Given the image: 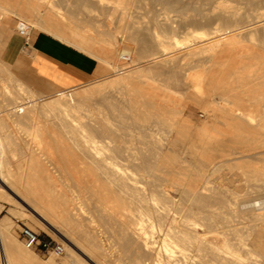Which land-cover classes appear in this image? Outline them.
Returning <instances> with one entry per match:
<instances>
[{"label":"bare ground","instance_id":"1","mask_svg":"<svg viewBox=\"0 0 264 264\" xmlns=\"http://www.w3.org/2000/svg\"><path fill=\"white\" fill-rule=\"evenodd\" d=\"M1 1L2 0H0V20L2 19V22H0V80H3L4 76L10 78L13 89H11L12 91L9 92L3 93V90L2 93L0 92L2 95L1 97L4 96L3 100L0 99V198L12 201L10 196H12L11 193H13L18 200H16V198L13 199H15V201H17L22 207V212H18L21 217H27L31 219L45 231H52L61 235L66 241H68L65 244L67 246V251L72 254V256L76 257V250H79L85 254L93 264H116L109 259V250L106 247L107 245L105 246L103 244L102 240L98 236V233L95 231L96 229L90 226V223L93 222L101 223L100 230L103 228L102 232L106 233V235H112L115 238L114 243L121 250L120 256H125V258H128L130 264H214L213 262L216 264V261L217 263L219 262V264H223L225 263L224 258L216 257L211 252L212 247L210 248L211 245L208 237L213 232L212 227L215 226H213L214 222L219 223V221H230L229 219L233 215L234 211H236V208L233 206L235 205L239 210L238 212H240L236 217H239L242 213L250 217L252 222L260 220L262 226H255L253 229H251V235H253L252 237H249L250 235L248 237L244 236L246 235L245 233L247 232V229L243 231L241 230V227L239 228L237 226V228H234L236 236H234V234L232 235L235 238L231 239V235L229 237V233L227 231V236H224L225 241L231 243L243 254L244 264L262 263L264 260V173L262 172L260 173L261 175L259 174L262 177L259 176L257 178L258 184L253 183V189L248 192L245 197L238 199L236 204V202H232L233 197L230 198V194L229 196L228 194L226 195L224 181L228 178L221 177L224 179V181H220V175L216 176L214 174L215 172H213V170H217L218 166H220V162L207 161L201 158V156L193 155V153L205 152L215 144H231V146L232 144L236 145L237 142L234 140L235 133H240L242 136V141H240V143H260L264 145V108L259 104L263 110L260 109L259 106L261 116L256 114L257 116H260V118L258 117V121L257 119L255 121L256 116H254V110H252L253 103L256 105V103L260 100L264 101V92L262 93L261 91L262 94L260 93V96L258 95L257 97L256 90L252 86L258 83H264V78H262V76H260L257 72L256 73L258 75L256 76L255 71L253 72L255 77L252 76L253 73L251 75L247 74L251 71H246L247 73L245 72L244 75V71L242 72L240 71L241 69L236 68L229 72V53L227 55L231 45L237 44L239 40L245 37L254 39L255 43L257 41L258 44L263 46L264 0H150V3L152 4H150L151 10H154L153 7H155V4H157L158 6L160 5L161 9L164 11H176L178 13L184 11H193L196 15L194 18H190L192 19L191 21L193 23H197V25L199 23V26L204 25L203 29H205V26H212L211 31H209V27H206V29H209V32L206 33L208 38L202 39V42L205 43L206 48L208 47L212 50L211 52L213 53L214 60L211 63L212 65L210 70L214 78L209 79L212 81L217 77H220L218 79L219 82L213 90L219 93V99L224 102H222L224 105L216 99L213 101L219 104V107L217 108L219 111L225 112L223 117L226 122H232L231 124H228V126L235 133H230L229 135L228 132L220 130L216 126L213 127V130H209L206 126H198L199 129L197 132H195L198 136V141L193 138H185L186 140L173 139L171 141H161L153 138V135L144 131L145 128L140 127L139 124L134 125V127L139 129L138 136L141 134L143 137H140L139 139H137L138 137H136V139H133L135 137L130 139V137L127 140L122 138L123 135H126L125 133H122L123 135L119 133L121 136H117L119 135L117 132V138H114L115 129L113 127H109L110 125L102 126L101 124V126H99L97 122H92V120L91 122H86L84 120L86 117L88 119L90 118L88 117L89 113H91V110L94 108L93 107L90 110L89 107L91 104L94 106V103L97 102H99L101 105L102 101H108L109 103H113V101H110L111 99L109 100L107 94L106 96L105 94L102 95V100L100 99L99 95H97L96 97H98L100 100H95L93 97L96 92V85L93 87L91 85V87L89 85H74L71 87H66V79L64 76H62L60 79H56V82L61 83L63 86L52 83L50 80L52 83L51 86L53 87L52 89L55 88L54 93L46 95L44 100L37 101V99L40 98H35L37 93H35V91L32 89L24 88L25 82H23L24 76L22 74L23 63L20 58L16 61L15 65H12L11 68L9 67L10 65L1 58H14L16 55L15 50L9 48L11 44L9 38H6L11 33L8 31L11 27V24L13 23V20L11 17H6L4 19V15L7 12V6ZM133 1L140 2L141 0ZM34 2V9L27 7V10L21 9V11L23 10L26 16H30L32 13H35L39 17L38 25L45 26L52 30L54 29L58 32L64 31L61 40L65 42H72L75 40L74 42L76 43L77 41V43H79V45H81L83 48L91 47V39L85 34V29L81 28L83 27L80 26L81 23L79 24L77 22L79 20L82 21L86 19L89 21L91 16L89 14L91 12L90 9L95 10L97 8L96 6L102 7V10L104 8L108 11H118L120 8L124 9V6L126 5L125 0H113L112 4L108 3L110 0H74V6L71 5L74 7V13H72L74 14L72 17L73 19L68 23H66L67 21L65 23L58 21L60 24L58 26L56 25L57 28L55 29L54 23L56 22L53 23L52 12L55 8L60 6V3L63 2V0H58V2L53 0H34ZM128 2L130 3V1L127 0V3ZM29 4L27 3L28 6ZM64 7L66 8V6ZM142 7H144V5ZM156 9L157 8L155 7V10ZM79 14L84 16L83 19H78ZM153 15L151 17H153ZM69 18L70 17H68V19ZM159 18L157 19L160 20ZM163 21V23L159 22L160 24H158V26L162 24L167 28L168 31H171L172 33L176 31V25L174 26L168 20V16L167 18H164ZM152 22H154V20H152ZM152 22H150V24ZM185 23L188 24V22ZM190 23L191 22H189V25ZM201 23L203 25H200ZM186 24L184 25L186 26ZM197 25L195 27H197ZM178 26L179 25H177V27ZM180 28L181 27L179 26L177 29L181 30L182 32V29ZM139 32L141 34V29ZM146 35L147 33L142 36L140 35L141 38H139V42L141 41V47L137 48L135 46V48L137 50L140 49L138 50V56H146L148 58L147 62L152 63L151 65H153L152 67H148L154 71L152 76L147 77L150 80L149 83H146L151 87L149 89H152L156 95H159V93L163 92L164 94H162L163 96L165 95V97H167V94L165 93L166 90L170 88V85H175V87L173 86L175 89L179 87V89L181 88L180 90L182 91L183 87L181 85L185 83V74L181 71L182 68L179 69L177 67V62L175 63V59H178L179 57L176 58L174 55H170L171 49L169 51L170 53L168 52V49L171 48V43L169 42V44L167 43L168 41L165 42L161 40L160 35L157 34H154L155 37L154 39L152 38L153 40L150 42V39L148 38L149 34L147 36ZM136 40L138 41V38ZM150 43L152 44L153 51L150 49ZM193 45L196 46V44ZM205 45L203 46L205 47ZM256 47L258 46L256 45ZM95 48L98 47H94L93 50H95ZM107 48L105 50L106 52L104 57L101 59L106 64L108 69H112V72H115L119 76L114 78V81L117 82L119 80L123 86L125 85V93L128 96V98H126L128 99L127 101L129 103V105L127 104L126 107L129 108V106L134 102L131 97L133 93H142L143 96H146V94L149 93V90L144 91L138 86H131L132 88H130L128 85L132 84L131 81L136 78L133 74L139 69H131L132 67L129 68L126 65L123 66V63L118 62V60L130 59L132 57L131 49L129 50V48L124 47L126 53L119 54V59L117 60V52L110 50V46H107ZM149 51H152V55L151 52L149 56L145 55ZM203 51L205 52V50ZM249 51L247 52V55L249 54ZM127 53L130 54V56H127ZM190 53L192 52L190 51ZM252 53L254 54L253 49L251 50L249 56H251ZM185 54L186 53H184V55ZM230 54L232 55V53ZM261 54L263 55V53ZM137 55L134 54L133 56ZM243 55L244 54L242 53V56ZM254 55L257 56V53ZM258 56L260 55L258 54ZM212 57L211 60L213 59ZM240 63L238 66H245L244 64ZM244 68L247 69V66ZM142 69L144 70L146 68ZM227 72H229V80L226 81L225 74ZM138 75L139 76L137 77L140 79L142 75ZM101 77H103V75ZM204 78L208 79L207 76ZM145 80L146 79L144 78V81ZM204 80L201 83L197 82V85L195 84L196 86L194 85L197 90L205 91V85H207V83H205ZM244 80H246L247 83ZM28 81L30 82V80ZM135 81H137V78ZM186 81L188 82V80ZM234 81L236 83H238L237 81H241V83L245 82L246 84L239 83L236 86H232ZM34 82L35 79L32 81V83ZM2 83L4 84V82ZM139 83L135 85H138ZM186 84L187 83H185L184 90L189 88ZM209 90L207 91L209 92ZM211 90L210 92L213 91ZM97 93L98 92H96V94ZM171 93L172 92L169 94ZM209 93L207 95H209ZM23 94L27 96V99L29 98L27 102H23L21 100L23 99ZM109 96H111V94ZM245 97L247 98L245 99ZM193 98V101L198 99V101L195 102L200 104V98L195 99V96ZM193 98L191 97V99ZM163 100L167 101L168 99ZM121 102L122 101H120V103ZM142 103L149 106L154 104V102L151 100H145ZM176 103L178 102L176 101ZM167 104L170 103L167 102ZM97 105L99 106V104ZM174 105L176 106L175 103ZM184 105L185 103L183 101V107ZM118 106L119 105H117V107ZM170 106L173 105H167L164 109H150L154 116H159L160 121L163 119L164 122L161 123L160 127L158 125V127L164 130L173 129L176 125L181 127L182 122L180 119H178V121L181 123L178 122V124L170 122L172 118L169 119L167 116L164 117L162 114H160L163 111L164 113L173 114L175 117L176 115H182L183 121H188L185 116V109L180 107V102L176 108ZM178 106L180 108H178ZM124 107L125 106H123V108ZM257 111L258 110L256 109V112ZM121 112H118L119 117H122ZM213 112H215V110H213ZM97 113L94 112L95 115ZM118 116H114V119ZM125 117L127 118L126 115ZM214 117L217 118L216 115ZM98 118L100 119L99 116ZM174 121L177 122L175 119ZM218 121L220 120L218 119ZM40 123L49 124V126L54 125L60 128L58 134L64 135L70 139V152L74 155V159L77 161V164H79V169L87 172L91 176L90 178H92V180L89 179L91 184L90 187H88L90 189L87 188L86 190L84 187V193L90 192L91 195H95L96 198L94 199L93 197L94 202L88 206L89 209L86 213L81 209L80 204H85L90 196H85L81 190L82 188L79 189L80 187L78 186V188L76 186L80 182L79 179H76L75 176L71 177L74 178L70 180L74 185L71 183L72 185L70 187L59 186V178H61L63 175L62 169L66 164H62V166L64 165L62 168L60 166L59 160L66 152L63 153L65 150L63 149L62 151V149H60V141L58 138H52V143L51 140L50 142L48 141V136H44L47 134L51 139L50 136H53L57 130L55 132L48 130V132L46 131L47 133L45 132L44 134L40 129ZM154 123H151L150 126L154 125ZM11 124L26 126V137L22 135L20 136L18 133L15 134L12 132L13 130L10 131L12 133L7 134L4 137L3 134H6V132L2 133V130H5V128ZM126 128L128 129L129 127L127 126ZM9 129H11V127ZM133 129L129 131L133 132ZM16 131H18V129ZM136 131L138 130L136 129ZM222 135L226 136L224 142H218L216 140L217 136ZM6 136L10 139L7 140ZM118 137H121L122 140H120V138L118 140ZM33 144H36L37 148H35ZM15 150H20L22 154L25 155V159H23L27 164V167H25L24 171L21 172V175H19V180L13 179L17 174L13 171L15 173L14 175L9 170L8 166L10 164L9 155ZM38 153L40 154L39 157H35ZM66 156L65 159L67 160ZM65 159L64 161H66ZM32 160L33 162H31ZM231 165L233 164L228 163L226 164V167ZM82 176H84V174ZM253 177L256 178L257 176ZM84 178L81 179L84 180ZM84 181L86 183V180ZM218 181L220 183H217ZM260 181L261 183H259ZM2 184L5 185V188L2 186ZM32 186L34 188H32ZM93 186H96V188L98 186V188L94 189ZM99 188L104 191L102 197H98V195H101L100 192V194H98ZM87 205H89L88 202ZM1 210L2 207L0 205V212ZM231 225H229V227ZM214 229L217 233V229ZM222 230L224 231L225 229ZM225 232L226 231H224V234ZM230 234L232 233L230 232ZM0 243L5 255H3L5 257V264H30V262H40L38 261V257L30 251L31 249L27 248L25 245L23 246L20 241H18L13 230V226L10 225L9 219L6 216L0 218ZM83 249H86V251L89 250L91 257L89 254L87 255L85 253L86 251L84 252ZM97 257L100 258V260L95 262L94 259ZM65 258H58L53 255L49 258V262L51 264H70V262H68L69 260H66ZM196 258H199L201 262ZM76 260L79 263H84V260L79 257H76ZM229 261L230 260L227 262ZM234 264L239 263L235 262Z\"/></svg>","mask_w":264,"mask_h":264},{"label":"rangeland","instance_id":"2","mask_svg":"<svg viewBox=\"0 0 264 264\" xmlns=\"http://www.w3.org/2000/svg\"><path fill=\"white\" fill-rule=\"evenodd\" d=\"M21 1H23V2H21ZM27 1L26 0H17V1H15V0H2L1 1V2L4 3V5L7 6V12L4 15V19L6 17H11L12 20H13V23L11 24V27H10V29L8 31L9 33L11 32L12 34L8 33L10 35V37L8 35L6 38H9L10 43H11L9 48L10 49H14L15 53H16L14 58H4V57H1V58H2V60H4L5 62H7L10 65L9 66L10 68L12 67V65H15L16 61L20 58V60L23 63V67H22L23 68V72H22V74L24 76L23 77V82H25L24 88L25 89H32L33 91H35V93H37V96L35 98L37 99V98L40 97L39 99H37V101L38 100L39 101L44 100V98H46L45 96L48 95V94L54 93V89H55V88L52 89L53 87L51 86V84L54 83V82L51 83L50 80H45V78H42L38 74L37 70L39 72L52 75L55 80L57 78L60 79L62 77V75L59 74L57 71H55V69H53L48 64H46L43 61V59L35 57V53H36V50L38 49L39 42L41 41L42 38H44L46 36V37H48V38H50L52 40H55V42H58L63 47L73 51L74 54L71 53L72 56H74V57H72V59L77 58V56L75 54L79 55L78 57H79V59L81 61L80 65L82 67V70L84 71L83 72V76L84 77H83V80H80V82L78 84H76V86H78V85H80V86L89 85L90 86L91 85L93 87L94 85H96V92H98V93L96 94V92H95V95L93 97L95 100L98 101V99H99L98 97H96L97 95H99V97L101 99L102 95L105 94V96H106V94H107V96L109 97V100L111 99L110 101H113V103L112 102L109 103L108 101H102V102L100 101L101 105H100L99 102H97V103H94V106H93V104H91L92 107L91 106L89 107L90 110L93 107L96 108V109L93 108L94 110L92 109L91 110L92 112L89 113V116H88L90 118L88 119L86 117V118H84V120L86 122H91V120H92V122H97V124H99V126H101V124H102V126L103 125L104 126H109L110 125L109 127H113L115 129L114 138H117L116 135L119 134V133L121 135H123L122 133H125L126 135H123L122 138H125L127 140L130 137H131L130 139H132V137H135L133 139H136V137H138L137 139H139L140 137H143L141 134H140L141 136L140 135L138 136L139 129L134 127V125H136V124H139L140 127H144L145 128L144 131L151 133L153 135V138H156V139L161 140V141H171L173 139L186 140L187 138L188 139L189 138L190 139L193 138V139L198 141V136H197V134L195 132L198 131L200 126H202V127L206 126L209 130H213L214 129L213 127L216 126L220 130H224V131L228 132L229 135H230V133L231 134L235 133L228 126V124H231L232 122H230V121L226 122V120L223 117L225 112L219 111L217 109L219 107V104L214 102L215 101L214 99H216L221 104L224 103L223 101H221L219 99V93L215 92L213 90L215 88V86L217 85V83L219 82L218 79L220 77H217L215 80H212V81L210 80L211 78H214V76L211 74L212 72L210 70V67L212 65L211 63L214 60V56H213V53L211 52L212 50L210 48H208V47H207L208 48V50H207L205 43L202 42L203 41L202 39L208 38V35L206 33L211 31V27L212 26H208L209 29H210L209 30V29H206L207 26H205V29H203L204 25L202 23L200 25H203V26H199V23H198V25H197V23L196 24L193 23L191 21L192 19H190V18H194V16H196L193 11L180 12L181 14L176 12V11H172V12L164 11L163 9H161L160 5L158 6L157 4H155L156 5L155 7L157 9L155 10V7H153L154 6L153 5L152 7L154 8V10L153 9L151 10L150 6L152 4L150 3L151 2L150 0H141L140 2L139 1L128 0V1H130V3L129 2L127 3V0H125V3H126V5L124 6L125 8L124 9L120 8L118 11H108V10H106L104 8L102 10V7L96 6L97 8L95 10L94 9H90L91 12L89 14L91 16H90L89 21H88V19H86V20H82V21L79 20L77 22L79 24L81 23L80 26H83L81 28L85 29L84 30V32L86 31L85 34L91 39L90 40L91 41L90 42V46L92 48L90 47L91 48L90 49L89 47L83 48L81 45H79V43H77V41L75 43L74 42L75 40H73L72 42H65V41L61 40L62 39L61 37L63 36V32L64 31L63 32L62 31L58 32V31H56L54 29L52 30V29H49V28H47L45 26L38 25L39 24V17L35 13H32V15H30V16H26V14H25V12H23V10H27V7H29L30 9H34L35 8L33 6V5H35L34 0H27ZM53 1L58 2V0H53ZM73 1L74 0H65V1L63 0V2L60 3V6L55 8L54 11L52 12L53 23L56 22V23H54L55 24V29L57 28L56 25L58 26L60 24L59 22L65 23L67 21L66 23H68L70 20L73 19L72 17H73L74 14H72V13H74L73 12L74 11L73 10L74 7L71 6V5L74 6V2ZM112 1L113 0H110V2H108V3L112 4ZM22 3H23V6H25V7L22 6ZM27 3L28 4L30 3L29 6L27 5ZM61 4H62V6H61ZM143 5H144L145 8L142 7ZM64 6H66V8ZM68 6L72 7V8H69ZM128 6H130V7H128ZM67 8H69V9H67ZM21 9H23V10L21 11ZM106 12H108V13H106ZM22 13H24V14H22ZM69 14H70V16H69ZM79 15H78V19H80V18L83 19L84 16L83 15L79 16ZM92 15L93 16L95 15V16L93 17ZM152 15H153V17H151ZM96 16H97V18H96ZM167 16H168V20L174 26L176 25V31L173 32V33L171 31H168L167 28L164 25H162V24L161 25L165 29H163L161 25H160L161 27L158 26V24L164 22L163 19L167 18ZM68 17H70V18L68 19ZM156 17L157 18L160 17L159 19L161 21L158 20ZM1 18H2V15H1ZM94 18H96V19H94ZM61 19H62V21H61ZM152 20H154V22H152ZM184 21L188 22V24H186ZM0 22H2V19L0 20ZM150 22H152V23L150 24ZM189 22H191L190 25H189ZM35 23H37V24H35ZM153 23H154V25H153ZM183 23L186 24V26L188 28ZM177 25H179L181 27L180 29H182V32H181V30L177 29V28H179V26L177 27ZM196 25H197V27H195ZM22 26H26L28 28V30L30 31L31 40H30L29 45H27V46L25 45L23 38L19 35V28L22 27ZM138 28H139V30H138ZM140 29H141V34L139 32ZM143 31H145V32H143ZM145 33H147V35L149 34L148 38L150 39V42H152V40L154 39V37H155L154 34H157V35H160V37H161L160 39L161 40H163L165 42L168 41L167 43H169V42L171 43V44L169 43L171 48L168 49V52L171 49V53L169 52L170 55L172 54V56L174 55V57H176V58L179 57L178 59H175L176 60L175 63L177 62V64H178L177 67L179 69L182 68L181 71L185 74L184 75L185 83H187L186 85L189 88L187 86L186 87L188 89L184 90L185 83L183 85H181L183 87L182 91L180 90L181 88L179 89V87H177L176 88L177 90H176L174 88L175 85H170V88L167 89L166 93H165V94H167V97H165V95L163 96V94H164L163 92L159 93V95L158 94L156 95V93H154L152 89H149L151 87L149 85H147L146 83H149L150 80L147 77L152 76L154 74V71L152 69H149L148 67H152L153 65H151L152 63H148L147 62L148 58L146 56L145 57L138 56L137 55L139 53L138 50H140V49L137 50L135 48V46L137 48L141 47V43H140L141 41L139 42V40H140L139 38H141L142 35H145ZM137 36H139V37H137ZM33 37H34V39H33ZM137 38H138V41L136 40ZM199 40H200V42H199ZM125 43L128 44V45H126ZM172 43H174V44H172ZM193 44H196L197 47L195 45H193ZM201 44L205 45V47L203 45H201ZM256 45L258 47H256ZM259 45H260L261 48L259 47ZM107 46L108 47L110 46L112 48V49L110 48V50H114V51L117 52V56H116L117 60L119 59V57H118L119 54L126 53L125 52V48H129V50L131 49V52H132L131 56L133 57V58L132 57L130 58L131 60L130 59H119L118 60V62H120V63L122 62L123 63V66L126 65L129 68L132 67L131 69H137L138 68L140 70V71L138 70L139 72L137 71V72H135L133 74L137 78V81H135L136 78H134L133 79L134 81L133 80H132L133 82L131 81V83L133 85L132 84H128V85H129L130 88H132L131 86H136V87L138 86V87H141L142 90H144V91L149 90V93L146 94V96H143L142 93H140V94H138L136 92L133 93V95L131 97H132V100L134 102H133L132 105L129 106V108L126 107L127 104L129 105V103L127 101L128 100L127 99L128 96L125 93L126 92L125 88H124L125 85L123 86L122 83L119 80L117 82L114 81V78H117L119 76L114 72L116 74V76H115V74L112 72L113 70L112 69H108L106 64L101 59L102 57H104V54L106 52L105 50H106ZM150 46H151L150 49L153 51V47H152L151 43H150ZM238 46H240L241 48L238 47ZM94 47H98V48H95V50H93ZM130 47H132V48H130ZM245 47H246V49H245ZM201 48H203V49H201ZM248 48L250 49V51H249ZM190 49H192V50H190ZM193 49H194V51H193ZM252 49H253L254 54L257 53V56H255L253 53L251 54V56H249ZM262 49H264V44L262 46L261 44H258L257 41L255 43V40L254 39H250L249 37H245V38L239 40V42H237V44L231 45L230 50L227 52V55L229 53V55H228V59H229L228 60V66H230L229 67V69H230L229 72L233 71L236 68V69H241L240 71H242V72L244 71V73H243L244 75H245L246 71L247 72L251 71V72H248V73L246 72L247 74L251 75L255 71V73L257 72L260 76H262V78H264V70H263L264 69V50H262ZM90 50H91V52H90ZM136 50H137V53H136ZM175 50H177V51H175ZM186 50H187V52H186ZM203 50H205V52ZM231 50H232V52H231ZM152 51H149L145 55L149 56L150 52H151V55H152ZM190 51L192 53H190ZM248 51H249V54L247 55ZM96 52H98V53H96ZM183 52L186 53V54L184 55ZM197 53H199V54H197ZM230 53H232V55ZM235 53H236V55H235ZM242 53L244 54L243 56H242ZM261 53H263V55ZM134 54L137 55V56H133ZM177 54H179V55H177ZM258 54L260 56H258ZM126 55L130 56V54H128V53ZM175 55H177V56H175ZM245 55H247V56H245ZM180 56H181V58H180ZM211 57L213 58L212 60H211ZM143 59H144V61H143ZM177 60H180L181 62L177 61ZM135 61H137V62H135ZM239 63L240 64H244L245 66H242V65L238 66ZM130 64H132V65H130ZM135 64H136V66H135ZM145 66H147V67H145ZM246 66H247V69L244 68ZM240 67H242V68H240ZM142 68H146V69L143 70ZM248 68H250V69H248ZM229 72H227L225 74L226 75L225 76L226 81L229 80L228 79L229 78ZM257 73H256V76L258 75ZM138 74L142 75V77H140L141 80L137 77V76H139ZM102 75H103V77H101ZM205 76H207L208 79H205L204 78ZM252 76L255 77L254 73H253ZM33 78L35 79L34 83H32V81H34ZM144 78L146 79L145 81H144ZM65 79H66V87H71V86H68L71 83V81L69 79H67L66 77H65ZM28 80H30V82ZM186 80H188V82ZM203 80H204L205 83H207V85H205V91L204 90L203 91L197 90L196 87H195L197 85V82L201 83ZM244 81H246V80H244ZM2 82H4V84ZM139 82H143V83H139ZM194 82H196V83H194ZM237 82L238 83H236L234 81L232 83V86H234V85L236 86L239 83H241V81H237ZM137 83H139L140 85L139 84L135 85ZM188 83H189V85H188ZM243 83L246 84L247 81H246V83L245 82H243ZM243 83H241V84H243ZM43 84H44V86H43ZM143 84H145V85H143ZM262 84L264 85V83H258V84H254L252 86L256 90V96L257 97L261 93V91H262V93L264 92V90H263L264 86ZM0 86H1L0 87V92L1 93H2V90H3V93H4V92L12 91L11 89H13V85L11 83L10 78H8L6 76L3 77V80L2 79L0 80ZM2 86H3V88H2ZM60 86H63V85L61 84ZM146 86H148V87H146ZM10 87H12V88H10ZM4 89H6V90H4ZM115 89H118V90H115ZM209 89L210 90L212 89L213 91L211 90L212 92H210ZM207 90H209L210 93ZM169 91L172 92V93L169 94L170 93ZM178 91H180V92H178ZM23 93H24V91H23ZM113 93H115V94H113ZM208 93H209V95H207ZM110 94H111V96H109ZM193 95L195 96V99L196 98H200V100L202 102L199 100L200 104H198V102L196 103L195 101H198V99L193 101L194 100V98H193L194 96ZM1 96L2 95L0 94V99L3 100L4 96L3 97H1ZM41 96H42V98H41ZM22 97H23V99H21V100L23 102H27L29 100V98L27 99V96L24 95V94L22 95ZM110 97H113V98H110ZM191 97L193 99H191ZM201 98H203V99H201ZM246 98L247 97H245V99ZM163 99H166V100L168 99L169 101L168 100L164 101ZM171 99H172V101H171ZM119 100L122 101V102L120 103ZM145 100H151L152 102H154V104L150 105V106L146 105V104H143L142 102L145 101ZM176 101L178 103H176ZM183 101L185 103L184 107H183ZM167 102L170 103L171 105H173V106H170V107H175V108L177 107V105H179V102H180V107H183L185 109V116H186V118L188 120L187 122L183 121L182 115H176V117H175L173 114L164 113L163 110H162L163 112L160 113L164 117L167 116L169 119L172 118V120H170V122H172L174 124L175 123L178 124V122L181 121L182 122V123L180 122L181 125H182L181 127L176 125L173 129H169V130H164V129L159 128L161 123H163L164 121H163V119H161V121H160L159 116H154L153 112H151L150 109H153V108H158V109H162L163 108L164 109V108H166L167 105L168 106L170 105V104H167ZM122 103H124V104H122ZM174 103L176 104V106L174 105ZM97 104H99V106ZM259 104L264 108V105H262V104H264V101L260 100L259 102L256 103V105L254 103L252 104V110H254V116L257 117V118L255 117V121H256V119L258 121L260 116H261L260 115L261 114L260 113V109L263 110V108H261V106ZM117 105H119L120 107L119 106L117 107ZM121 105H122V107H121ZM123 106H125V107L123 108ZM259 106H260V109H259ZM180 107L178 106V108H180ZM227 107H229V106H227ZM216 109H217V111H216ZM256 109L258 110L257 112H256ZM114 110H115V112H114ZM210 110H212V111H210ZM213 110H215V112H213ZM262 110H261V112H262ZM117 111L118 112L122 111L121 112L122 114L120 113L122 117L118 116L119 113ZM94 112L95 113L99 112V113H97L98 115L97 114L95 115ZM93 114H94V116H93ZM115 114L121 119V121H120V119L118 117L114 119V116H116ZM256 114H258L260 116H257ZM90 115H92V116H90ZM125 115L127 116V118L128 117H131V118L127 119L125 117ZM215 115L217 116V118L214 117ZM98 116L100 117V119L98 118ZM123 117H125V118H123ZM222 117H223V119H222ZM97 118L99 119V121H98ZM104 118H106V119H104ZM174 119L177 120V122L174 121ZM178 119H180V121H178ZM218 119L220 121H218ZM94 120H97V121H94ZM156 120H157V122H156ZM158 120H159V123H158ZM151 123L152 124L154 123V125L150 126ZM158 125H159V127H158ZM9 126L11 127V129H9L10 128ZM9 126L7 128H5V130H2V133L6 132V134L5 133L3 134L4 137H5V135L10 134L12 132H14L15 134L18 133V135L20 134V136L22 135V136L26 137V131H27L26 126L15 125V124H11ZM127 126L129 127L128 129L126 128ZM54 127H56V126H54V125L49 126V124L40 123V129H41V131L44 134H45L46 131L48 132V130L51 131V132H55L57 130V132L54 133L53 136H50L51 139L49 138V135H47V134H45L44 136H46V137L48 136V141L50 142V140H51L52 143H53L52 138L53 139L54 138L55 139L58 138L59 141H60V143H59L60 149H62V151L64 149L65 151H63V153L66 152L65 154L67 155L66 156L64 154L63 157H61L60 160H59L60 161V166L62 168L64 167V165L62 166V164L66 163L65 164L66 168L64 167L65 169L64 168L62 169V174L63 175L61 176V178H59V181H60L59 182V186H61V187H70L73 184L72 181H70V180L74 179V178H71V177L75 176L76 179L78 178L80 182L76 186L77 187L79 186L80 187V188L78 187L79 189L82 188L81 190L83 191V194L85 196H88V195L90 196L89 199H87L85 204H83V205L80 204L81 209L84 210V212L86 213L88 211V209H89L88 206H90L91 203H93L94 199L96 198V196L95 195L94 196L91 195L90 192L84 193L85 192L84 191L85 190L84 187L86 188V190H87L88 187H90L91 183L89 182V179L92 180V178H90L91 176L87 172H84L83 170L79 169V164H77V161H75V159H74L75 158L74 155L70 152V146H71L70 139L68 137L64 136V135H59L58 133H59V129L60 128L56 127L55 129H53ZM184 127H186V128H184ZM226 127H227V129H226ZM17 129H18V131H16ZM132 129H133V132L129 131V130H132ZM136 129L138 131H136ZM11 130H13V131L10 132ZM134 130H135V132H134ZM188 131H190V132H188ZM188 133H189V135H188ZM120 134L117 135V136H121ZM58 135H59V137H58ZM54 136H56V137H54ZM46 137H45V139H46ZM6 138H7V136H6ZM119 138H120V140H122L121 137H118V140H119ZM225 138H226V136H223V135L222 136H217L216 140L218 142H224ZM241 138H242V136L240 135V133H235L234 140L237 142L236 145L232 144V146H231V144H225V145L224 144L223 145H216L215 144V145H213V147L211 146V148L207 149L205 152L193 153V155L201 156V158H203V159H205L207 161L220 162V166H218L217 170H213V172H215L214 174L216 176L220 175L219 176L220 179H221V180L219 179L220 181H222V180L224 181V179H222L224 177L228 178V179H226L224 181L225 182L224 186H225V189H226V195L228 194V196H229V194H230L229 197L230 198L233 197L232 199L233 200L235 199V200L234 201L232 200V202H234V203L236 202V204L238 202L237 201L238 199H241V198L245 197L247 195V193L250 192L253 189L254 186H252V185L257 183V178L261 175L260 173H262V172L264 173V145H262L260 143L259 144L240 143V141H242ZM262 138H263V136H262ZM8 139H10V138H7V140ZM125 139H123V140H125ZM33 145H34L35 148H37L36 144H33ZM175 148H179V147H175ZM14 149H15V147H14ZM236 149H237V151H236ZM21 154H22V152L20 150H15L12 153H10V155H9V162H10V164L8 165L9 166V170L14 175H15V173L18 175V176L17 175L14 176V178H13L14 180L15 179L19 180L20 179L19 175H21V172H23L25 167H27V164L25 163V160H24L25 159L24 158L25 155L24 154L21 155ZM39 155L40 154L38 153V154H36L35 157H39ZM65 156H66L67 160L65 159ZM64 159L66 161H64ZM71 161H73V162H71ZM31 162H33V160ZM228 163L233 164V165L226 167V164H228ZM69 167H70V169H69ZM73 167H74V169H73ZM68 171H70V172H68ZM71 172H73V173H71ZM80 173H81V175H80ZM83 174H84V176H82ZM249 175H250V177H249ZM253 176H257V177L255 178ZM260 177H262V176H260ZM81 178H84V180H86V183L87 182L88 183L86 184L85 181L82 180ZM229 179H230V181H229ZM217 183H220V182L218 181ZM259 183H261V181ZM65 184H66V186H65ZM81 184H82V186H81ZM86 185H87V187H86ZM2 186L5 188V185L2 184ZM33 186H32V188L35 187V186L34 187ZM93 187H94V189L98 188V186H97V188H96V186H93ZM227 187L228 188L230 187V188L228 189ZM88 189H90V188H88ZM101 190L102 189L99 188L98 194L101 193V195H98V197H102V195L104 193V191L102 190L103 191L102 192ZM229 190H232V191H229ZM232 193H233L234 196L232 195ZM11 195L13 196V197L10 196L12 201H10L8 199L0 198V205L2 207V210L0 212V218L3 217V216H6L9 219L10 225L13 226V230L15 232L16 238L18 239V241H20V243L23 246L25 245L24 241H23V237L21 235V228L23 226H27L28 228L32 229L36 233H39L41 238H43V239L44 238H47V239L50 238V239H53L55 241H58L59 243H61L64 246V250L65 251L62 254H56L54 252L47 253V252L41 251L39 249H31L30 251L32 253H34L38 257V261H40V262H30V264H32V263L33 264H51L49 262V258L51 256H53V255L58 257V258H63V259L66 257L65 259L69 260L68 262H70V264L71 263L72 264H78L79 263V262H77L76 257H79L82 260H84V263H79V264H93L92 261H90L87 258V256L85 254H83L79 250H76V255H77L76 257L72 256V254H70L67 251V246L65 244L68 241H66L61 235L56 234L55 232H52V231H45L42 228H40L39 225H37L31 219H29L27 217H21L18 212L19 211L22 212V207L17 201H15V199H13V198H16V200H18L17 197H15V195L13 193H11ZM93 197H94V199H93ZM236 197H237V199H236ZM87 202H88L89 205H87ZM233 206L236 208V211H234L235 210V208H234V210H233L234 213L232 211L233 215L229 219L230 221L229 222L228 221H226V222L219 221V223L218 222H214L213 226L214 225L215 226L212 227L213 228V232L209 235L208 240L210 241V245H211L210 248L212 247L211 249L213 250V251L211 250V252L216 257H223L224 258V262L225 263H223V264H234L235 262H238L239 264H244L243 263V259H244L243 258V254L239 250H237L231 243H228L227 241H225V237L229 233L228 236L230 237V235H231L230 238L234 239L235 238L234 236H236V232L234 231V228H237V226L239 228L241 227V230H243V231H245L247 229L246 230L247 232L245 233L246 235H244V236L248 237L250 235L249 237H252L253 235H251V229H253L255 226L256 227H261L262 224H261L260 220H258L256 222H254V221L252 222L250 217H248L247 215H244L242 213L240 214L239 217H236V216L239 215L240 212H238L239 210H238L237 206H235V205H233ZM90 224H89L90 226H92L94 229H96L95 231L98 233V236L102 240L103 244L105 246L107 245L106 247L109 250V254H108L109 255V259L112 260V262H115L116 264H130V261L128 260V258H125V256L124 257L120 256L121 255V250L115 245V243H114L115 242V238L112 235H108V234H107L108 235V237H107L106 233L102 232L103 228L100 230L101 223L93 222V223H90ZM231 224H233V225H231ZM229 225H231V226L229 227ZM222 226H224V227H222ZM214 228L217 229V233H216V230ZM221 228L225 229L224 231H226L225 232L226 235L224 234V231ZM218 230H221V231H218ZM227 231H228V233H227ZM230 232L232 234H230ZM247 233H249V234H247ZM233 234H234V236H232ZM114 246H116V247H114ZM85 251H86V249L84 250V252ZM87 251L85 253L87 255L89 254V256H90L89 250H87ZM3 255H4V252H3V249H2V245L0 243V264H5L4 263V261H5V257L4 256L5 255L4 256ZM196 259L198 261H200L199 258H196ZM99 260H100V258H98V257L94 259L95 262H97ZM228 260H230V261L227 262ZM213 263L215 264V262H213ZM216 264H219V262L217 263V261H216ZM260 264H264V260Z\"/></svg>","mask_w":264,"mask_h":264},{"label":"crops","instance_id":"3","mask_svg":"<svg viewBox=\"0 0 264 264\" xmlns=\"http://www.w3.org/2000/svg\"><path fill=\"white\" fill-rule=\"evenodd\" d=\"M73 51L63 47L55 40L48 37H44L38 44V49L36 50L35 57L43 59V61L50 67L55 69L59 74L66 77L71 81L68 86H74L83 80V70L80 65L81 61L79 55L75 54L77 58L72 59ZM41 77L51 80L52 82L61 85V83L56 82L52 75L39 72Z\"/></svg>","mask_w":264,"mask_h":264},{"label":"built area","instance_id":"4","mask_svg":"<svg viewBox=\"0 0 264 264\" xmlns=\"http://www.w3.org/2000/svg\"><path fill=\"white\" fill-rule=\"evenodd\" d=\"M19 35L23 38L25 45H29L31 40L30 31L26 26L19 28ZM21 235L24 244L29 249H39L44 252H54L56 254L64 253V246L53 239L41 238L39 233H36L27 226L21 228Z\"/></svg>","mask_w":264,"mask_h":264}]
</instances>
